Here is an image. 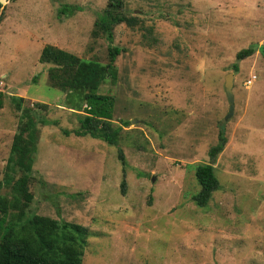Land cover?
Masks as SVG:
<instances>
[{
    "label": "rangeland",
    "instance_id": "obj_1",
    "mask_svg": "<svg viewBox=\"0 0 264 264\" xmlns=\"http://www.w3.org/2000/svg\"><path fill=\"white\" fill-rule=\"evenodd\" d=\"M106 2L0 3V182L23 121L10 96L31 108L43 102L24 217L86 226L82 264H264V0H123L138 24H117L111 41L91 33ZM63 5L76 9L60 13ZM45 44L102 64L108 45L121 49L115 78L99 89L114 96L117 144L64 134L79 112L49 85ZM221 126L226 143L212 163ZM209 162L219 187L200 207L194 172ZM0 194L11 198L7 186Z\"/></svg>",
    "mask_w": 264,
    "mask_h": 264
},
{
    "label": "trees",
    "instance_id": "obj_2",
    "mask_svg": "<svg viewBox=\"0 0 264 264\" xmlns=\"http://www.w3.org/2000/svg\"><path fill=\"white\" fill-rule=\"evenodd\" d=\"M75 9L72 5H63L60 13H71ZM120 23L135 27L138 18L125 13L123 0H107L94 20L91 33L111 41L113 29ZM261 47L264 50V45ZM255 49L250 46L238 51L237 60L252 54ZM107 50L108 62L102 64L97 60L81 58L56 45L45 44L39 60L48 64V83L64 93V105L79 112L78 126L72 130L64 129V134L90 136L115 145L121 126L114 125L112 121L114 96L101 93L99 89L109 75L115 78V59L121 49L108 45ZM236 68L234 64L233 69ZM0 96H3L1 91ZM10 100L21 111L23 121L13 135L4 178L0 182V189L7 186L11 194V198L0 194V264H82L83 251L90 233L86 226L36 213L24 217L25 209L33 199L29 184L38 141L36 125L38 122H46L36 111L46 107V104L35 102V108H31L24 105L21 96L11 95ZM122 124L127 126L128 122L122 121ZM225 143L226 137L221 126L218 142L209 150L212 163ZM118 151L119 159L124 163L121 149ZM211 162L200 163L195 167L199 189L192 195V199L200 207L207 204L212 192L219 187ZM124 186L123 179L122 191Z\"/></svg>",
    "mask_w": 264,
    "mask_h": 264
},
{
    "label": "water",
    "instance_id": "obj_3",
    "mask_svg": "<svg viewBox=\"0 0 264 264\" xmlns=\"http://www.w3.org/2000/svg\"><path fill=\"white\" fill-rule=\"evenodd\" d=\"M0 3H2V0H0ZM232 86H233V72H228L225 75V78H224V87H225L226 95H227L228 102H229L230 106H229V109H228V113L225 116V119H227L233 112Z\"/></svg>",
    "mask_w": 264,
    "mask_h": 264
},
{
    "label": "built area",
    "instance_id": "obj_4",
    "mask_svg": "<svg viewBox=\"0 0 264 264\" xmlns=\"http://www.w3.org/2000/svg\"><path fill=\"white\" fill-rule=\"evenodd\" d=\"M255 77L253 76V79H254ZM252 81L249 79V80H247L246 81V84H250ZM2 84V82L0 81V85Z\"/></svg>",
    "mask_w": 264,
    "mask_h": 264
}]
</instances>
